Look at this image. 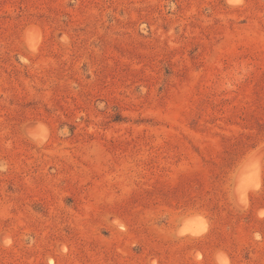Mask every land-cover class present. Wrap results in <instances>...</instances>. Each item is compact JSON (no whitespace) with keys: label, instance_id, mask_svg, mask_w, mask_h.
Instances as JSON below:
<instances>
[{"label":"rangeland","instance_id":"374dc122","mask_svg":"<svg viewBox=\"0 0 264 264\" xmlns=\"http://www.w3.org/2000/svg\"><path fill=\"white\" fill-rule=\"evenodd\" d=\"M0 264H264V0H0Z\"/></svg>","mask_w":264,"mask_h":264},{"label":"bare ground","instance_id":"6f19581e","mask_svg":"<svg viewBox=\"0 0 264 264\" xmlns=\"http://www.w3.org/2000/svg\"><path fill=\"white\" fill-rule=\"evenodd\" d=\"M198 230H200V229H198Z\"/></svg>","mask_w":264,"mask_h":264}]
</instances>
